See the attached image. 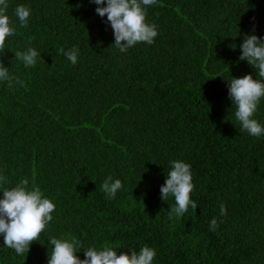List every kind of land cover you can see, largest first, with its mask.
<instances>
[{"label":"trees","instance_id":"obj_1","mask_svg":"<svg viewBox=\"0 0 264 264\" xmlns=\"http://www.w3.org/2000/svg\"><path fill=\"white\" fill-rule=\"evenodd\" d=\"M8 4L0 199L26 177L56 209L23 255L0 235V264H48L50 237L78 240L82 260L89 247L147 245L153 264H264V135L241 129L227 83L259 79L239 57L245 35L264 40V0H157L145 9L157 37L127 52L90 0ZM21 4L27 27L14 15ZM28 48L35 67L15 59ZM61 48H78L76 64ZM253 118L264 126V99ZM176 160L191 166L197 209L169 219L175 200L160 189ZM109 175L123 184L114 199L101 190Z\"/></svg>","mask_w":264,"mask_h":264},{"label":"clouds","instance_id":"obj_2","mask_svg":"<svg viewBox=\"0 0 264 264\" xmlns=\"http://www.w3.org/2000/svg\"><path fill=\"white\" fill-rule=\"evenodd\" d=\"M98 7L96 13L100 17H107L114 32V47L120 52H127L129 48L138 43L152 44L158 32L155 24L146 22V8L155 5L157 0H90ZM107 5V6H105ZM8 0H0V49L5 47L8 37L15 34V28L7 15ZM21 27L28 26L31 9L23 4L14 9ZM255 29H253V32ZM112 46V47H113ZM241 47L240 61H247L256 70L259 79H254L248 74L242 78L229 81V98L233 102L234 116L240 123L241 129L253 137L264 135V126L254 119L258 106L264 99V40L257 35H245ZM78 48L60 52L72 64H76ZM35 48H28L25 52H15V59L22 60L25 67H35L38 57ZM0 81H7L12 86L9 69L0 62ZM18 83H22L17 81ZM3 178L0 177V180ZM123 184L111 175L101 184V190L107 198L114 199ZM194 190L191 166L176 160L171 162V170L166 174V182L161 187V198L166 201L169 196L174 197L175 206L168 213L169 219L182 217L189 209H197V204L192 200ZM3 198L0 199V235L3 236L4 246L15 250L17 255L30 251L33 242L39 240L46 226L53 220L52 213L56 205L46 198L39 187H29L28 178H22L12 188H4ZM220 214L226 215V208L220 205ZM218 222L215 218L210 221V230H215ZM51 251L48 264H153L156 252L145 245L139 252L131 250L119 254L111 246L100 249L89 247L84 251L85 259H80L77 253L80 242L75 238L50 237Z\"/></svg>","mask_w":264,"mask_h":264}]
</instances>
